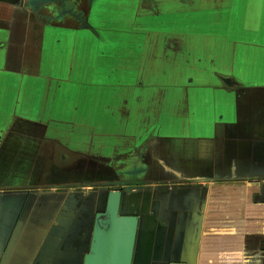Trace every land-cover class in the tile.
<instances>
[{
	"label": "crops",
	"instance_id": "1",
	"mask_svg": "<svg viewBox=\"0 0 264 264\" xmlns=\"http://www.w3.org/2000/svg\"><path fill=\"white\" fill-rule=\"evenodd\" d=\"M100 1L0 0V264H82L88 251L102 199L85 170L74 172L79 159H56L53 148L60 145L46 138L52 133L47 112L71 79L91 86L116 78L95 76L99 45L85 9L96 15ZM159 1L166 18L201 9L222 14L240 2L205 0L183 9L192 0ZM249 2L242 0L244 15ZM250 33L257 37L240 38L238 50L253 52L256 70L264 64V31L238 36ZM63 37L72 38L75 55L62 67L67 71L73 59L76 74L54 79L44 68L52 71V59L63 58L56 49ZM256 79L264 82V74ZM217 82L203 88L212 92L189 90L182 99L146 83L141 107L130 110L129 130L140 138L104 145L109 156L134 151L127 162L140 172L138 183L124 184L134 190L124 194L121 208L139 217L133 264H264V86L237 92ZM197 111L204 113L200 123ZM139 115L143 124L135 129ZM155 116L160 120L153 122ZM77 138L84 145L85 137ZM100 139L92 149L101 147Z\"/></svg>",
	"mask_w": 264,
	"mask_h": 264
},
{
	"label": "rangeland",
	"instance_id": "2",
	"mask_svg": "<svg viewBox=\"0 0 264 264\" xmlns=\"http://www.w3.org/2000/svg\"><path fill=\"white\" fill-rule=\"evenodd\" d=\"M155 2L160 1L101 0L98 8H94L96 15H86L88 10L85 9L87 22L94 28L90 30L99 45L98 60L94 65L95 76L115 75L114 80H99L100 83H92L90 86L88 83L82 84L77 79H71L76 74L74 60L71 59L72 66L67 68V71L62 67L75 53L71 51V37H63L58 41L60 45L56 49L64 55L63 58L57 55V58L52 59L56 61L51 66L56 68L52 71L48 67L44 68L47 75L53 74L54 79L65 76L71 79L63 84V96L59 95L57 100L53 101L52 111L47 112V119H51L48 123L52 133L47 134L46 138L56 139L61 146L56 145L57 159L62 153L61 149H68L79 155L76 156L79 159L78 167L73 170L76 174L85 170L90 181L89 186L93 188L103 186L105 179L108 183L120 181L123 186L126 182L138 183L136 177H139V169H133L130 163L126 166L116 162L118 151L109 156V149L104 145L110 140L125 142L127 137L135 134V142L140 138L141 133L137 136L138 133H133V129L129 130V125L132 124L130 115L134 107H141V91L150 89L146 83H153V87L162 88L164 93H177L181 99L189 90L191 95L198 91L212 92L203 88L212 82L218 84L217 74L229 75L244 87L264 86L263 81L256 79L257 73L264 74V64H260L255 70L251 66L253 52L238 50V46L242 47L240 38L248 43L257 37L252 33L246 36L238 35L258 32L259 28L264 31V0H250L249 12L245 15L243 11L247 3L244 6L240 0L233 1L231 11H224L222 14L218 13L219 11L201 9L200 12H193L192 16L183 15L182 12V15L172 18L161 17L162 13H159ZM204 2L206 1L192 0L191 3L183 4L182 8H194L196 3ZM129 3H133V8L129 12L130 15L125 16L126 7L131 6ZM86 29L89 30L87 27ZM46 47L51 48L48 43ZM90 59L88 58L89 66L92 67L93 61ZM211 66L214 70H210ZM61 68L62 71L58 72ZM82 71L80 69L78 73L82 74ZM200 76H204V79ZM187 79H190L189 83L186 82ZM138 81L142 83L137 85ZM195 87L197 91L193 90ZM199 95H195L194 100H197ZM106 104H109L108 108L103 107ZM184 110L177 109L179 114L184 113ZM197 113L194 122L200 123L199 119L204 120V113ZM136 120L139 122L135 129L139 126L140 129L143 124L140 115ZM158 120V116H155L153 122ZM78 135L85 137L84 145L82 139L81 142L76 141ZM98 138H101V147L92 149V141H97ZM74 159L72 161H75ZM81 163L85 165L84 168ZM113 183L107 187H115Z\"/></svg>",
	"mask_w": 264,
	"mask_h": 264
},
{
	"label": "water",
	"instance_id": "3",
	"mask_svg": "<svg viewBox=\"0 0 264 264\" xmlns=\"http://www.w3.org/2000/svg\"><path fill=\"white\" fill-rule=\"evenodd\" d=\"M113 184L119 186L121 182ZM133 190L124 187L108 192L103 211L94 216L91 239L82 264H133L139 217L136 212L123 214L121 211L123 194Z\"/></svg>",
	"mask_w": 264,
	"mask_h": 264
},
{
	"label": "flooded vegetation",
	"instance_id": "4",
	"mask_svg": "<svg viewBox=\"0 0 264 264\" xmlns=\"http://www.w3.org/2000/svg\"><path fill=\"white\" fill-rule=\"evenodd\" d=\"M219 80V82H221V85L224 86L225 88H227L228 90L230 91H234V90H237L238 88H241L242 85H240L238 82H236L233 77H229L228 75L227 76H222V75H219V77L217 78ZM56 144V143H55ZM56 145L54 146L53 150H54V153H55V157L57 159V154H56ZM60 151H62V153L60 154L59 156V159H61L64 163H69L71 162L74 158H76L77 154L75 153H72L68 150H63L61 149ZM134 153V151H129L127 153H123L121 154L119 157L116 158V160H120L122 161V164H125V163H128L127 162V158H129L130 155H132ZM125 162V163H124ZM127 165V164H126ZM134 169V168H133ZM132 169V170H133ZM130 187V186H128ZM93 188V187H92ZM113 188H124L123 185H115V187H107L105 185L103 186H99V187H95L93 188L95 191L99 192V198L100 200L102 198H105L106 199V196L108 194V192L113 189ZM125 194V193H124ZM123 194V196H124ZM104 196V197H103ZM103 211V210H102ZM102 211H98L97 213L99 212H102ZM95 213V214H97ZM95 216V215H94ZM94 220V219H93Z\"/></svg>",
	"mask_w": 264,
	"mask_h": 264
},
{
	"label": "trees",
	"instance_id": "5",
	"mask_svg": "<svg viewBox=\"0 0 264 264\" xmlns=\"http://www.w3.org/2000/svg\"><path fill=\"white\" fill-rule=\"evenodd\" d=\"M103 197H104V196H103ZM124 200H125V197H124ZM104 204H105V198H102V200H101V205H100V211L103 210V208H104ZM130 214H132V213H130Z\"/></svg>",
	"mask_w": 264,
	"mask_h": 264
}]
</instances>
